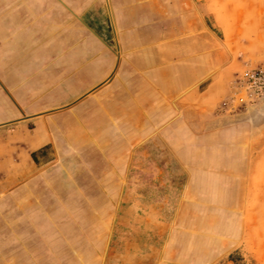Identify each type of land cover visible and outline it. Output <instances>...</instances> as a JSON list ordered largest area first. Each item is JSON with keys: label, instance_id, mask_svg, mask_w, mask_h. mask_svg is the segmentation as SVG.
Instances as JSON below:
<instances>
[{"label": "crops", "instance_id": "1", "mask_svg": "<svg viewBox=\"0 0 264 264\" xmlns=\"http://www.w3.org/2000/svg\"><path fill=\"white\" fill-rule=\"evenodd\" d=\"M199 2L210 11L209 0ZM194 4L0 0V264H83L85 218L68 213V185L39 172L70 142L92 148L85 157L95 168L96 150L131 125L141 150L165 142L188 173L177 223L217 222L260 196L264 133L246 131L240 110L229 111L230 71L217 72L227 56L213 53ZM114 231L115 219L106 254Z\"/></svg>", "mask_w": 264, "mask_h": 264}, {"label": "rangeland", "instance_id": "2", "mask_svg": "<svg viewBox=\"0 0 264 264\" xmlns=\"http://www.w3.org/2000/svg\"><path fill=\"white\" fill-rule=\"evenodd\" d=\"M209 2L210 11L204 12L196 0L195 13L204 31L216 40L213 53L221 49L227 56L217 72L226 68L231 72V101L235 103L229 111L240 110L238 116L246 131L262 136L264 86L255 84L253 77L264 72V0ZM103 30L101 35L106 39L113 37L112 32ZM113 48L118 53L117 46ZM137 129L131 125L130 133H118L109 143V150H96L95 168L90 164L91 156L85 157L92 148L86 144L78 148L70 142L62 159L57 158L39 172L48 174L42 180L68 185L67 195L73 200L68 213H82L85 218L83 264H264V158L257 172L260 187L256 192L260 196L247 207L244 199L226 219L219 215L221 220L213 223L210 219L177 223L173 218L182 202L186 203L181 194L188 173L179 167L165 142L152 141L148 151L144 147L141 150L145 142L141 144ZM108 151L112 153L109 158L104 156ZM92 215L95 220H86ZM114 219L115 237L106 254L107 234ZM210 222L219 223L223 230H209L206 225ZM224 238L233 239V244L225 245Z\"/></svg>", "mask_w": 264, "mask_h": 264}, {"label": "built area", "instance_id": "3", "mask_svg": "<svg viewBox=\"0 0 264 264\" xmlns=\"http://www.w3.org/2000/svg\"><path fill=\"white\" fill-rule=\"evenodd\" d=\"M253 79L255 84H260V86H264V72L256 74Z\"/></svg>", "mask_w": 264, "mask_h": 264}, {"label": "trees", "instance_id": "4", "mask_svg": "<svg viewBox=\"0 0 264 264\" xmlns=\"http://www.w3.org/2000/svg\"><path fill=\"white\" fill-rule=\"evenodd\" d=\"M230 258H231L232 261H236V260H235L236 258H235L234 255H231Z\"/></svg>", "mask_w": 264, "mask_h": 264}]
</instances>
